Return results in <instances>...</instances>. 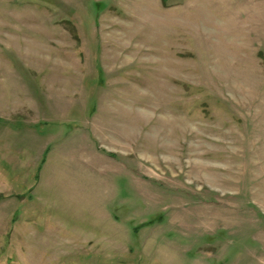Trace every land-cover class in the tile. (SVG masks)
Masks as SVG:
<instances>
[{
    "label": "rangeland",
    "instance_id": "rangeland-1",
    "mask_svg": "<svg viewBox=\"0 0 264 264\" xmlns=\"http://www.w3.org/2000/svg\"><path fill=\"white\" fill-rule=\"evenodd\" d=\"M0 264H264V0H0Z\"/></svg>",
    "mask_w": 264,
    "mask_h": 264
}]
</instances>
